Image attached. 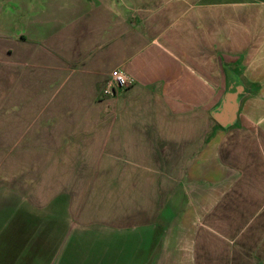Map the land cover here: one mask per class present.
I'll return each instance as SVG.
<instances>
[{
  "label": "crops",
  "instance_id": "1",
  "mask_svg": "<svg viewBox=\"0 0 264 264\" xmlns=\"http://www.w3.org/2000/svg\"><path fill=\"white\" fill-rule=\"evenodd\" d=\"M0 139V264H264V0H0Z\"/></svg>",
  "mask_w": 264,
  "mask_h": 264
},
{
  "label": "rangeland",
  "instance_id": "2",
  "mask_svg": "<svg viewBox=\"0 0 264 264\" xmlns=\"http://www.w3.org/2000/svg\"><path fill=\"white\" fill-rule=\"evenodd\" d=\"M10 133L7 134L6 137H4L3 141L6 142L7 144H3L4 146V149L5 150H9L10 149V146H11V139H10ZM1 140V139H0ZM9 152V151H7ZM78 157H80V154L78 155ZM4 158H10V155H3L2 156V159ZM76 170H74V172H72V179H71V185L72 186H69V187H75L73 190V194L72 196H78V198L82 199L84 197V191H85V187H84V183H85V180L87 179V177L89 175H91L92 172H90L89 170L88 171H84L81 169V166H80V161L77 160V163H76ZM31 175H34V176H38V174L40 172H36V171H31L29 172ZM4 188L5 189H12L11 188V185L8 183V185H6L4 183ZM33 188V186H29V187H23V186H20L19 187V190H20V193H27L28 191H30L31 189ZM77 194V195H76ZM136 202H132L131 205H135ZM92 206H95V207H98V204L95 203L93 204Z\"/></svg>",
  "mask_w": 264,
  "mask_h": 264
},
{
  "label": "water",
  "instance_id": "3",
  "mask_svg": "<svg viewBox=\"0 0 264 264\" xmlns=\"http://www.w3.org/2000/svg\"><path fill=\"white\" fill-rule=\"evenodd\" d=\"M241 91L242 88L235 93H227L220 107L213 114L214 119L221 126L226 127L233 124L238 108V95Z\"/></svg>",
  "mask_w": 264,
  "mask_h": 264
},
{
  "label": "built area",
  "instance_id": "4",
  "mask_svg": "<svg viewBox=\"0 0 264 264\" xmlns=\"http://www.w3.org/2000/svg\"><path fill=\"white\" fill-rule=\"evenodd\" d=\"M132 84V80L123 71L115 69L110 72L108 80L101 93L104 97H113L117 90L126 89Z\"/></svg>",
  "mask_w": 264,
  "mask_h": 264
}]
</instances>
